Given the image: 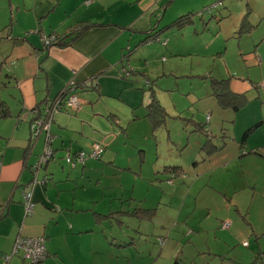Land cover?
<instances>
[{
  "label": "crops",
  "instance_id": "obj_1",
  "mask_svg": "<svg viewBox=\"0 0 264 264\" xmlns=\"http://www.w3.org/2000/svg\"><path fill=\"white\" fill-rule=\"evenodd\" d=\"M219 1L221 4L214 8ZM235 7L233 0H0V106L7 110L5 117L0 111V264H29L23 251L13 256L21 237L46 239L48 257L42 264H196L197 254L208 255L202 264H210L214 257L215 264H264V90L248 76L235 72L241 68L238 65L224 71L225 77L200 76L209 80L219 109L233 112L232 135L224 139L223 134L224 140L218 145L213 138L206 141L201 148L206 156L203 158L198 150L192 167L185 164L187 170L171 167L167 161L163 170H157L155 162L156 173L162 172L164 177L148 179L151 188L157 181L164 185L169 181L170 168H181V173L187 174L178 176L183 179L175 185L167 184L164 195L155 194L162 200L148 195L152 207L95 209L93 214L79 203L83 196L79 179L100 184L98 175L108 170L115 174L132 138L134 155L137 150L139 158H145L147 144L167 125L155 128L148 115L152 94L160 103L152 82L149 87L141 82L143 75L149 78V64L163 63L169 55L183 60L225 57V52L209 50L254 29L248 23V16L253 17L250 10L237 23L232 17ZM222 8L226 11L221 12ZM187 16L184 26L174 25ZM263 17L264 13H259V26ZM217 22L219 27L214 25ZM212 25L213 31L208 29ZM83 27L87 29L75 35ZM235 30L238 37V31L232 34ZM45 35H55L62 45L46 47ZM263 42L264 38L258 40L245 53L240 50V56H246L248 72L260 66L261 76L256 79H263L261 82ZM124 69L135 73L126 78ZM191 70L203 71L201 65ZM214 80H226L233 94L245 97L239 110L219 104L212 87ZM72 81L78 86L75 93L81 109L64 110L56 116L52 126L54 158L43 168L44 173L40 172L42 178L39 173V180L48 181L34 186L35 209L27 215L22 190L33 180L32 168L45 146L44 135L30 146L34 113L42 111ZM146 89L149 96L144 93ZM3 90L10 92L11 101L2 96ZM161 106L168 113L163 103ZM199 124L193 132L201 134L203 126ZM96 143L106 148L101 161L89 159L77 166L79 173L66 177V183L59 180L50 184L55 170L64 168V153L84 151ZM141 168L140 164V172H134L137 176L142 175ZM127 217L153 225L163 233L156 238H167L173 225H187L186 240L196 249L195 255L186 256L181 249L164 256L163 249L155 252L154 248L144 255L134 243H109L117 239L112 234H108L111 239L107 237L105 224L116 220L123 226ZM225 222L231 224L229 229H223ZM142 223L131 232L144 237ZM127 238L136 240L124 235V240ZM7 256L12 257L8 263Z\"/></svg>",
  "mask_w": 264,
  "mask_h": 264
},
{
  "label": "rangeland",
  "instance_id": "obj_2",
  "mask_svg": "<svg viewBox=\"0 0 264 264\" xmlns=\"http://www.w3.org/2000/svg\"><path fill=\"white\" fill-rule=\"evenodd\" d=\"M233 1L236 4L233 13L234 15L232 14L233 19L238 23V21L242 20L245 12L250 10V13L253 14V17L250 15L248 16V23H251L254 29L251 32L241 35V37L239 36V31L235 30L232 34L238 31L235 33V36H239L238 38L228 39L227 41L224 40L221 43H217L212 49L209 50H214L216 53H218L219 50L220 52H225V57L218 58V55H215V58H210V56L207 55V57L204 59L192 57L187 58V60H183L182 58L169 55L167 61H164L163 63H154L153 65L149 64L148 76L150 79L146 76L144 77L143 75L141 77V82H145L147 80H149L150 83L152 82L151 86H153L154 90L156 91V95L159 98L160 103H163L168 109L166 118L167 125L157 132V135L153 137L152 143L147 144V153L145 158L140 159L137 150H135L134 155V139L132 138L128 140V150L126 154L122 155L120 169L117 168V172H115V174H112L113 170H108L103 172V175H98L100 178V184H97L95 181L79 179V191H81L83 194L79 203H81L84 208L90 209L92 214L95 209L99 211H102L103 209L108 211H128L131 209L134 210L137 207H152V205L147 202L148 195L155 201L162 200L161 197H155V194L160 193L161 195H164V189L166 185L169 184L168 181L165 185L163 182L157 181L153 183L155 187H150L151 183L148 181V179L154 177L155 175L164 177L161 174L162 172L160 174L156 173L154 165L155 162L157 164V170H163V168L167 165L166 161L171 167L181 166L184 168V170H187L185 164H188L189 168L192 167V164L195 160V155L198 153V150L201 151V148L206 141L213 138V143L218 145L221 141L232 135V123L230 121L234 115L233 112L219 109L215 98L211 95L209 80L202 79L200 76H203V78H205L204 76L207 75L217 77L224 76V71L230 67L232 69L235 65H238L241 68L234 69L237 70L235 72L245 77L248 76L251 82L259 84L256 86H261V84L264 83L263 81L261 82L263 79H256L261 76L260 71H258L260 66L257 64L255 67V70L257 69L256 71L248 72L244 62L246 56H240V50H243L245 53L246 51L252 49L255 42L264 38V17L261 19V26L258 25L259 13H264V0H252L251 2L248 0ZM252 10H254V13ZM222 11L225 12L226 9L222 8L221 12ZM214 25L216 27L220 26L219 22ZM214 28L215 27L213 25L208 27V29L211 31H213ZM200 46L202 48V45ZM262 49L264 55V42ZM202 51L207 52L204 49H202ZM191 59H193V61ZM142 64L143 68H145V61H143ZM198 65H201L203 71L201 73H198L197 71L196 73L192 72L191 69L197 68ZM139 72L143 73L142 71ZM9 93L10 92L8 90H3L1 94L3 97L11 101ZM144 93L149 96L148 89H146ZM114 108L117 110L123 109L117 108L115 106ZM208 117L210 123L212 122V126H210V123L207 121ZM190 120L194 122L191 123ZM196 123H200L199 125L203 126L202 129L205 130V128H207V130H210V133L206 132V134H204V132H201V134H198L197 132H193L196 128H194ZM169 131L171 137L168 136ZM223 134H226V136L224 135L225 137H223ZM43 137L44 145L45 136ZM38 141L39 140L36 141L35 145ZM230 143L231 142H229V144ZM93 147L94 145H91L89 149L84 150L83 152L90 154L93 150ZM104 154L105 152L103 155ZM201 154L203 158L206 156V152L204 150L201 151ZM64 155H66V153H64ZM103 155L99 159L90 160L101 161ZM150 158L156 160L151 162ZM140 164L142 166L141 170L143 173L142 175L137 176L135 173L140 172ZM63 165V169L57 168L55 170L54 177L50 181V184L53 185L59 180H62L63 183H66V177L69 174L80 172V168L78 167L77 169L72 170L74 168L69 167V165H67L65 162ZM78 166L80 167L81 165ZM129 168L132 170H127ZM147 170L148 172H153V174L150 175L147 173ZM49 171L51 172V169ZM40 172L44 173L43 169H41ZM41 173L40 176L42 178L43 174L41 175ZM183 174L187 176L185 172H183ZM172 175H174V173L170 174L169 177ZM181 179L183 178L174 179L170 185H175V183H178V181ZM157 186L163 187L156 189ZM133 199L144 200L145 203H147L142 205L141 203H136L133 201ZM123 220L125 222L123 226H119L118 223H116V220H112V222L110 221L105 224L107 237L111 239L109 235L112 234L117 239V241L109 240V243L112 244L113 242L117 245L134 243L138 252L144 255H148L147 252L152 248L156 249L155 252H160L161 249H163L162 251L164 256L167 252L177 253L181 249H183V253L186 256H193V254L195 255L196 249H194L186 240L188 227L185 224H178L177 227L173 225L174 229L169 230L171 233L166 235L167 238L157 237V239L156 235L163 233H158L153 225L149 223H142L135 219L131 221L129 217ZM141 223L143 227L140 232L145 234L144 237L131 232V230H137ZM112 231L113 233H111ZM166 232H168V230ZM126 234H128L130 238H136V240L131 241L128 238L124 240V235ZM161 240H164L163 245L161 244ZM130 249L133 250V248ZM206 257H208L206 254H197L195 256L196 264H202V262H205ZM179 258H181L182 261L183 258L181 256H179ZM215 263H217V260L214 257L210 264Z\"/></svg>",
  "mask_w": 264,
  "mask_h": 264
},
{
  "label": "built area",
  "instance_id": "obj_3",
  "mask_svg": "<svg viewBox=\"0 0 264 264\" xmlns=\"http://www.w3.org/2000/svg\"><path fill=\"white\" fill-rule=\"evenodd\" d=\"M221 3H216L213 7L219 6ZM43 43L46 47H51L58 43V38L55 35L43 36ZM166 45V43H164ZM130 69H124V74L129 77ZM144 84L149 87L150 81H145ZM77 85L72 81L70 82L53 100H50L42 111H35V119L31 123L30 130V146L34 147L36 141L42 136H45V146L42 155L39 157L37 163L32 168L33 180L26 185L22 190L24 199V206L26 214L30 215L34 212L35 205L32 203L33 189L36 184H43L48 181V178L39 180V173L41 169L45 168L51 160L54 158L52 126L55 118L58 114L64 110H80L82 103L79 100L77 94ZM264 90V84L260 86ZM209 120V117L207 118ZM30 148V149H31ZM105 152V147L101 144H94L93 150L90 154L80 151L72 153L70 150L67 151L65 162L72 168H76L78 165H85L88 159H99ZM179 175H172L168 181L169 184L176 179ZM223 229H229L231 224L229 222L223 223ZM161 244H164V240H161ZM23 251V257L29 264H42L48 257V251L46 247V239L36 238H18L14 250L13 256H16L19 252ZM11 256L5 257V262L8 263L11 260Z\"/></svg>",
  "mask_w": 264,
  "mask_h": 264
},
{
  "label": "trees",
  "instance_id": "obj_4",
  "mask_svg": "<svg viewBox=\"0 0 264 264\" xmlns=\"http://www.w3.org/2000/svg\"><path fill=\"white\" fill-rule=\"evenodd\" d=\"M217 3H220L217 2ZM189 19V17H182L178 20H176L174 22L175 26L181 27L184 26L187 22V20ZM87 28L83 27L80 30H78L77 32H75V35H81V33L83 31H85ZM152 38V35L148 36L147 39L145 40V43L147 42V40H150ZM58 45H62V40L58 41L57 43ZM130 74H134L135 72L133 70H129ZM127 78V76H126ZM228 82L225 81H218V80H214L212 82V87H213V91L215 93V96L218 99L219 104L222 107H232V109H234L235 111L239 110L244 102H245V97L244 96H238L236 94H233L229 89H228ZM148 109V115L149 118L151 119L152 123L154 124V127H160L162 125H164L166 123V118H167V112L165 111L164 107L161 106V104L158 102V100L156 99V97L154 96V94H152L151 96V102L147 107ZM0 111L2 112V116H6L7 115V110L0 106ZM256 128V127H254ZM253 128V129H254ZM249 130L246 134H245V139L250 135V133L252 132V130ZM204 134H206V132L210 133L207 130L202 129ZM181 168H173V169H168L167 172L171 173V174H176L179 175L181 174ZM171 179V177L169 178V180Z\"/></svg>",
  "mask_w": 264,
  "mask_h": 264
},
{
  "label": "water",
  "instance_id": "obj_5",
  "mask_svg": "<svg viewBox=\"0 0 264 264\" xmlns=\"http://www.w3.org/2000/svg\"><path fill=\"white\" fill-rule=\"evenodd\" d=\"M207 23H209V21H207Z\"/></svg>",
  "mask_w": 264,
  "mask_h": 264
}]
</instances>
